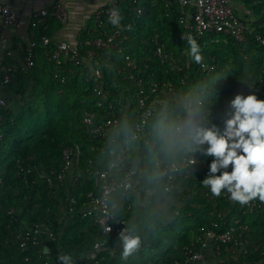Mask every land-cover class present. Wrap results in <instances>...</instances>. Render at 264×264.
Masks as SVG:
<instances>
[{
    "label": "trees",
    "instance_id": "obj_1",
    "mask_svg": "<svg viewBox=\"0 0 264 264\" xmlns=\"http://www.w3.org/2000/svg\"><path fill=\"white\" fill-rule=\"evenodd\" d=\"M243 1L247 6H251L256 17L255 23L246 32L243 45L237 47L229 36L224 35L212 34L195 39L201 50L202 62L212 68L209 73H203L197 63L189 58L188 40L181 37L182 28L178 24L181 7L177 0L172 1L169 9L165 7L166 0H142L144 12L138 20L129 15L127 3L120 4L121 24L132 25L126 53L141 69L143 89L148 90L147 83L169 81L174 84L177 96L182 98L189 92L200 91L202 85L218 77L215 84L219 94L218 102L210 105L211 115L210 112H205L206 121L218 125L222 124L227 102L236 94H255L258 99H264V47L255 42V34L264 36V0ZM50 20L56 22L54 19ZM90 24L91 28L81 35L80 40L83 42L100 32L94 23ZM37 28L40 29L39 38L43 35L51 37V32H43L39 26ZM155 37L164 45L165 52L170 56L167 65H160L152 56V40ZM108 57L109 68L102 69L104 89L108 92V103L115 107L120 122L118 136L111 144L92 140L81 125L84 112L95 110L98 101V96L93 91V81L89 78L91 67L88 63L74 68L62 87L54 80V67L46 60L42 51L38 50L34 68L24 71L19 67L15 83L0 90V94L8 103V109H0V134L3 135L0 140V178L4 184V195L0 201L2 264H27L24 262L25 258L30 259V264H42L46 257H49L51 264H59L56 257L58 251H62V256L68 255L71 264H79L85 259L97 264H165L177 258L179 248L189 242L191 235L186 234L189 229L194 233L198 228L209 225L208 213L213 205L201 198L199 190L202 184L195 183L192 179L178 182L180 187H187L190 192L181 208L171 210L169 220L160 217L159 213L152 209L150 200L144 198V191L149 187L147 179L156 178L158 174L156 158L172 162L181 156L165 153L155 134L158 119L169 117L176 121L178 114L184 116L180 101L175 104L169 100L162 114L152 118L144 136L135 144L139 153L133 161V166L143 170V193L141 199H134L126 219L132 233L142 238L143 242L142 247L126 261L119 257L112 259L105 252L90 257L99 230L91 221V216H82L81 208L85 194L93 189V181L87 180L88 183L85 182L82 186L81 181L76 190L71 192L78 199V205L72 220L62 226L56 220L60 202L57 194L48 190L32 169L31 174L21 173L16 176L17 166L25 169L36 168L39 172L58 170L62 148L72 143H78L82 149L81 168L86 174L92 169H106L111 160L110 150L124 148V141L127 135L132 133L136 123L137 89L118 74L120 56L115 51H110ZM105 58L107 57L102 53L101 59ZM149 58L151 60L147 61ZM142 59H145L143 64L140 63ZM187 61L191 64V72L183 85V75L178 74L172 65L175 62L184 64ZM13 97H17L14 106L10 102ZM196 157L200 162L203 159L200 155ZM156 182L162 185V189L158 190L167 193L166 183L159 179ZM65 199L61 189L62 202ZM218 205L227 206V203L222 200ZM11 209L17 212L16 220H11L8 216ZM139 212L140 215H137ZM48 218L53 222L57 235L55 242L46 244L47 249L51 250L50 254L35 247L21 252L18 247L7 244L14 232L27 229L32 224L44 222ZM242 222L250 228L252 239L259 242L261 250L264 251V211L251 214L243 218ZM112 242L109 240L110 247Z\"/></svg>",
    "mask_w": 264,
    "mask_h": 264
},
{
    "label": "built area",
    "instance_id": "obj_2",
    "mask_svg": "<svg viewBox=\"0 0 264 264\" xmlns=\"http://www.w3.org/2000/svg\"><path fill=\"white\" fill-rule=\"evenodd\" d=\"M172 1L166 0L165 7L169 9ZM177 2L181 7L178 24L182 28L181 37L183 39L188 40L189 37L196 39L215 34L229 36L237 47L245 43L249 27L240 19L236 8L229 0H177ZM122 3H127L129 15L137 20L142 17L144 7L140 0H108L107 4L100 7L94 14L93 23L100 32L92 39L84 42L81 40L69 42L43 35L39 39L11 45L3 37V33L18 27L19 19L13 7L5 0H0V90L15 83L19 67L24 71L34 68L38 50L42 51L46 60L54 67V80L62 87L74 68L88 63L91 67L89 78L93 81V91L98 96V101L95 110L84 112L81 125L92 140H101L111 144L118 136L120 122L117 119L115 107L108 103V92L104 89L102 69L109 68L108 54L110 51H115L121 58V64L117 67L118 74L137 89L135 92L136 123L133 131L127 135L124 148L110 150L111 160L106 169L102 171L92 169L87 174L83 172L81 168L82 149L78 143L62 148L61 165L58 170L39 172L36 168L25 169L17 166V177L21 173L31 174L34 170L39 180L44 182L47 189L54 194L59 193L67 183L77 187L81 181L83 182L81 186L87 180L93 181L94 188L85 194L81 210L84 209L83 217L91 216V221L99 230V240L93 245L94 251L104 249L108 239L117 238L119 240V233L122 230L125 234L134 235L126 214L131 210L134 199H139L143 193L141 185L143 170L133 166L134 162L130 159V146L136 144L144 136L148 124L152 118L162 114L168 100L177 104L174 84L169 81L147 83L148 90L143 89L141 69L126 53L132 25L130 23L123 25L120 22L119 6ZM68 7L69 0H53L51 9L41 10L33 26H39L45 32L48 29L49 19L65 25L69 17ZM114 12V18H118L116 25L109 22ZM152 41L154 45L152 56L158 60L160 65H167L170 56L165 52L164 45L159 43L157 37ZM255 42L264 47V36L255 34ZM102 53L104 57H107L105 60L101 59ZM149 60L151 58L147 59ZM17 62L19 67H17ZM140 63H145V59H142ZM197 65L203 73H209L212 69L202 61ZM172 67L178 74L183 75L181 81L185 85V80L191 72L190 62L187 61L184 64L175 62ZM0 109L4 111L8 109V103L1 94ZM183 118V115L178 114L176 122H181ZM1 120L0 117V123ZM2 138L3 135L0 134V140ZM136 149L138 154L139 150L137 147ZM193 158L197 161L195 165L190 164ZM90 166L92 167L91 162ZM155 166L158 170L156 179L166 183V192H171L180 180L192 179L195 183L202 184L208 174V164L200 162L196 155L194 157L181 155L172 162L157 158ZM3 187V180L0 178V201L4 195ZM199 195L213 205L208 213L209 225L198 228L192 233L189 242L179 248L178 257L165 264H264V251L261 250L260 243L252 239L250 228L242 222L243 218L251 214L263 213L264 204L254 200L246 205H240L232 201L227 192H222L219 197L213 196L203 184ZM222 200L227 203V206L218 205V202ZM77 201L76 196L70 194L62 202L63 204L60 203L62 207L59 209L58 216L56 215L59 225L63 221H61L62 214L65 216L74 214L78 205ZM8 216L11 220H16L17 212L11 209L8 211ZM56 240L54 224L48 218L44 222L34 223L27 229L14 232L7 244L14 245L24 252L31 247L45 250L48 242ZM142 242L141 238L140 247H142ZM213 259L214 262L210 263ZM24 262L30 264V259L25 258ZM0 264H2L1 257ZM42 264H51L49 257H46ZM79 264L97 263L85 259Z\"/></svg>",
    "mask_w": 264,
    "mask_h": 264
},
{
    "label": "clouds",
    "instance_id": "obj_3",
    "mask_svg": "<svg viewBox=\"0 0 264 264\" xmlns=\"http://www.w3.org/2000/svg\"><path fill=\"white\" fill-rule=\"evenodd\" d=\"M114 17L115 12L109 22L116 25L118 18ZM188 45L189 58L199 64L202 61L199 45L191 37ZM218 79L181 98L180 108L184 114L181 122L169 117L158 119L156 137L167 154L200 155L202 163L210 158L208 174L202 184L213 196L227 192L230 199L240 205L254 200L264 203V99H258L255 94H236L226 104L222 124L206 121L205 112H210V105L218 102L215 88ZM196 163L194 158L190 160V164ZM119 241L121 259L125 261L141 246L138 235L125 234L124 230L119 233ZM57 259L59 264H71L68 255Z\"/></svg>",
    "mask_w": 264,
    "mask_h": 264
},
{
    "label": "crops",
    "instance_id": "obj_4",
    "mask_svg": "<svg viewBox=\"0 0 264 264\" xmlns=\"http://www.w3.org/2000/svg\"><path fill=\"white\" fill-rule=\"evenodd\" d=\"M8 4H10L15 10L18 19L19 26L15 29L7 30L3 33V37H5L11 45H14L18 42H26L31 39H38L40 36V29L34 27L39 12L43 9H51L53 5V0H5ZM142 0H140L141 2ZM147 1V0H144ZM230 3L236 8L238 12V16L240 19L248 25L249 28L256 21L255 14L251 8V6H247L243 0H229ZM108 0H69L68 7V21L65 25L60 24L58 21L48 20V29L45 32H51L52 38L75 42L80 40L81 35L84 31L91 28V24L94 22V14L96 11L107 4ZM154 3V1H153ZM17 67L19 64L17 62ZM13 101H10L13 106L16 103L17 97L12 98ZM130 159L132 161L135 160V156H133L132 152H130ZM134 158V159H133ZM157 159V158H156ZM156 178L149 177L147 179L148 188L145 189L144 198L150 200L152 205V209L156 210L159 213V216L165 218L166 220L170 219V212L174 208H181L184 205V201H186L189 196V189L186 187H180L178 183L175 184L172 192L162 193L158 189H162L161 183H157ZM91 182V180H88ZM88 183V182H87ZM93 187V185H92ZM76 187L72 186L70 183H67L66 186L62 187V193L67 198L71 192H74ZM94 188V187H93ZM72 195V194H71ZM57 198L59 199V204L57 207L59 214V209H61V190L57 193ZM141 199V198H140ZM143 199V198H142ZM157 200L154 202V200ZM63 204V203H62ZM84 212V209L81 210ZM140 215V212L137 214ZM62 226H65L69 221L72 220V216H65L62 214L61 217ZM142 222V221H141ZM64 224V225H63ZM64 231V230H63ZM193 233V232H192ZM99 240V236L96 237V241ZM109 240H112L111 247L108 245ZM95 241V242H96ZM47 254L51 253V250L47 249ZM105 252L107 255H110L112 259L121 258V244L117 238L108 239L107 246L100 250L92 252L90 257H96L97 254H101ZM62 256V251H58L56 257ZM210 261V263H213Z\"/></svg>",
    "mask_w": 264,
    "mask_h": 264
},
{
    "label": "rangeland",
    "instance_id": "obj_5",
    "mask_svg": "<svg viewBox=\"0 0 264 264\" xmlns=\"http://www.w3.org/2000/svg\"><path fill=\"white\" fill-rule=\"evenodd\" d=\"M174 98V97H173ZM175 100L177 101V103H179V101H181V97L177 96V94L175 95ZM169 102V100H168ZM130 152H132L133 156L137 155V149L135 147V144H132L130 146ZM154 200V199H153ZM157 200H154V202H156ZM187 235H192V232H191V229H189L187 232H186Z\"/></svg>",
    "mask_w": 264,
    "mask_h": 264
},
{
    "label": "water",
    "instance_id": "obj_6",
    "mask_svg": "<svg viewBox=\"0 0 264 264\" xmlns=\"http://www.w3.org/2000/svg\"><path fill=\"white\" fill-rule=\"evenodd\" d=\"M45 251H46V252H48V250H47V249H45Z\"/></svg>",
    "mask_w": 264,
    "mask_h": 264
}]
</instances>
